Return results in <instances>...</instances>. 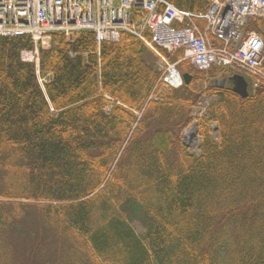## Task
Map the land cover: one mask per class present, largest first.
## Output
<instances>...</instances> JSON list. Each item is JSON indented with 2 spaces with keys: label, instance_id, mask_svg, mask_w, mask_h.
Returning <instances> with one entry per match:
<instances>
[{
  "label": "trees",
  "instance_id": "obj_1",
  "mask_svg": "<svg viewBox=\"0 0 264 264\" xmlns=\"http://www.w3.org/2000/svg\"><path fill=\"white\" fill-rule=\"evenodd\" d=\"M249 28L264 39V17ZM32 48L0 39V264H264V87L242 99L210 84L224 69L184 62L190 84L160 90L139 40L99 54L87 32L41 50L44 91ZM205 91L194 156L182 135Z\"/></svg>",
  "mask_w": 264,
  "mask_h": 264
},
{
  "label": "built area",
  "instance_id": "obj_2",
  "mask_svg": "<svg viewBox=\"0 0 264 264\" xmlns=\"http://www.w3.org/2000/svg\"><path fill=\"white\" fill-rule=\"evenodd\" d=\"M132 5L146 12L143 31L137 32L129 22L125 10ZM161 5L168 6L164 13L159 12ZM260 13H264V0L218 1L208 15L200 16L182 13L164 0H0V34L32 32L43 36L61 29H92L99 40H117L120 30H127L150 47H184L201 69L237 64L258 78V85L264 83L263 41L255 34L244 39L241 27L247 17ZM200 18L209 21V35L195 23ZM186 19L192 22L188 28H173L174 22ZM146 29L152 33L151 41L144 35ZM211 34L224 42L223 48L211 44ZM230 43L241 45L231 53Z\"/></svg>",
  "mask_w": 264,
  "mask_h": 264
},
{
  "label": "rangeland",
  "instance_id": "obj_3",
  "mask_svg": "<svg viewBox=\"0 0 264 264\" xmlns=\"http://www.w3.org/2000/svg\"><path fill=\"white\" fill-rule=\"evenodd\" d=\"M125 56V52L121 51L118 55L117 58H121ZM168 57L170 58V60H172L173 62H176V54H168ZM156 62V65L159 67L160 70H162L161 66L162 64L154 59ZM181 71V70H180ZM182 72V71H181ZM49 79V77L47 78V80ZM46 80V81H47ZM43 83H44V79H43ZM214 98H209L207 96H202L199 100L198 105H196L193 109L194 113H193V121L192 124L187 128V130L184 132L183 134V139L185 142V145L188 148V151L190 152V154L196 156L199 154V148H200V135H199V119L202 117V115L204 113H206L210 107L212 106V102L214 101ZM262 116H264V112L262 113ZM216 128V126H213V131ZM216 131V130H215ZM214 131V132H215ZM214 139L218 138V134L214 133L213 134ZM262 137H264V135H262ZM136 228L138 232H143L142 228L140 225L136 224Z\"/></svg>",
  "mask_w": 264,
  "mask_h": 264
},
{
  "label": "water",
  "instance_id": "obj_4",
  "mask_svg": "<svg viewBox=\"0 0 264 264\" xmlns=\"http://www.w3.org/2000/svg\"><path fill=\"white\" fill-rule=\"evenodd\" d=\"M184 79L186 83H189L190 76L184 75ZM232 81L234 82V91L241 95V97L247 98L249 96V92L248 83L246 82L245 78L242 76H235Z\"/></svg>",
  "mask_w": 264,
  "mask_h": 264
}]
</instances>
